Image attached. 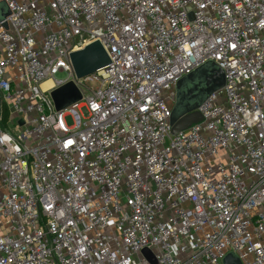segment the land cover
I'll return each mask as SVG.
<instances>
[{"label":"built area","instance_id":"2783aa9c","mask_svg":"<svg viewBox=\"0 0 264 264\" xmlns=\"http://www.w3.org/2000/svg\"><path fill=\"white\" fill-rule=\"evenodd\" d=\"M0 4V264H264V0ZM94 42L109 63L77 79ZM208 63L223 86L172 134Z\"/></svg>","mask_w":264,"mask_h":264},{"label":"water","instance_id":"95a60500","mask_svg":"<svg viewBox=\"0 0 264 264\" xmlns=\"http://www.w3.org/2000/svg\"><path fill=\"white\" fill-rule=\"evenodd\" d=\"M0 10H5L3 4H0ZM2 18L3 16H0V19ZM69 59L77 79L87 77L109 63L106 52L98 42L91 43L84 49L71 53ZM222 86L223 73L212 63L205 64L181 79L175 87L176 101L171 111V133L184 131L190 125L201 122L200 114L192 110L196 109L211 93ZM61 93H64L61 89L51 93L57 110L65 109L80 99V95L74 86L70 88L69 98L66 101L62 99ZM142 254L151 264H155L147 250H143ZM223 264L240 263L234 255L228 254L223 260Z\"/></svg>","mask_w":264,"mask_h":264},{"label":"rangeland","instance_id":"374dc122","mask_svg":"<svg viewBox=\"0 0 264 264\" xmlns=\"http://www.w3.org/2000/svg\"><path fill=\"white\" fill-rule=\"evenodd\" d=\"M66 78V74L64 73H61V74H58L56 79H65ZM73 86V84L71 82H67L66 84H64L63 86H61L59 89L62 90V92L64 91V93L62 95V99H64L65 101L69 98V90L70 88ZM175 92V90H174ZM176 93V92H175ZM175 101H176V97H175ZM166 104H169V107L172 106V103L170 102H166ZM65 122L68 124V125H71V119L69 117H66L65 118Z\"/></svg>","mask_w":264,"mask_h":264},{"label":"bare ground","instance_id":"6f19581e","mask_svg":"<svg viewBox=\"0 0 264 264\" xmlns=\"http://www.w3.org/2000/svg\"><path fill=\"white\" fill-rule=\"evenodd\" d=\"M47 86H49V83H45V84H44V87H47Z\"/></svg>","mask_w":264,"mask_h":264}]
</instances>
